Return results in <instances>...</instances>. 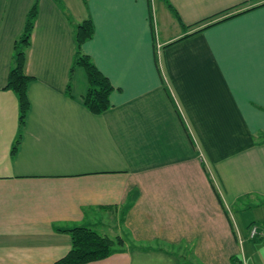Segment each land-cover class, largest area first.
Wrapping results in <instances>:
<instances>
[{
  "label": "crops",
  "instance_id": "0c3cea01",
  "mask_svg": "<svg viewBox=\"0 0 264 264\" xmlns=\"http://www.w3.org/2000/svg\"><path fill=\"white\" fill-rule=\"evenodd\" d=\"M33 1L0 0V264L54 263L75 226L123 241L86 264H264V219L237 213L264 205V0H39L13 153L4 86ZM87 18L82 52L114 88L97 115L85 70L69 76Z\"/></svg>",
  "mask_w": 264,
  "mask_h": 264
},
{
  "label": "trees",
  "instance_id": "16d2710c",
  "mask_svg": "<svg viewBox=\"0 0 264 264\" xmlns=\"http://www.w3.org/2000/svg\"><path fill=\"white\" fill-rule=\"evenodd\" d=\"M38 1L39 0H34L29 6L25 15L22 31L13 42L11 66L9 67L4 86L5 89L13 91L17 97L18 134L15 144L12 147L13 153L16 151L19 144L27 113L29 111L27 86L32 77L27 75L24 70L25 51L30 45L31 32L38 14ZM54 1L58 6L63 8L61 0ZM167 5L173 10L176 18H179L177 12L173 9L170 3H167ZM232 16L234 15H231V17ZM227 18L228 17H225L222 20ZM205 27L198 31L205 29ZM93 33V22L89 18L82 20L73 27L74 59L70 66L69 76L77 66H80L85 70L87 88L81 97V101L83 106L89 112L97 115L110 108V94L114 88L109 79L95 66L91 58L82 52V44L89 40L93 36ZM66 87V92L70 94V82L67 83ZM209 182L217 194L219 203L223 206V201L211 177L209 178ZM67 231L71 237V247L63 257L57 259L52 264H86L92 261L101 260L118 251L119 247L123 245V241L119 237L111 238L101 235L84 226H75L69 228Z\"/></svg>",
  "mask_w": 264,
  "mask_h": 264
},
{
  "label": "rangeland",
  "instance_id": "374dc122",
  "mask_svg": "<svg viewBox=\"0 0 264 264\" xmlns=\"http://www.w3.org/2000/svg\"><path fill=\"white\" fill-rule=\"evenodd\" d=\"M260 202H261V199L253 197V198H248L247 200L243 202V204H240V206L238 207L240 210L237 211V213L239 214L240 220L244 219L245 221L248 222L249 220H252L253 218H255V216L257 215L260 218L264 219V205H259ZM252 204H255V205L252 206ZM258 240L260 241V244L258 245L259 253L264 255V236H262ZM248 243H247V248L249 249ZM250 245H252V242H250ZM246 261H247V264H251L252 258L251 257L247 258Z\"/></svg>",
  "mask_w": 264,
  "mask_h": 264
},
{
  "label": "built area",
  "instance_id": "2783aa9c",
  "mask_svg": "<svg viewBox=\"0 0 264 264\" xmlns=\"http://www.w3.org/2000/svg\"><path fill=\"white\" fill-rule=\"evenodd\" d=\"M155 39H156V36H155ZM160 48V44H157V51L159 52V49ZM257 233V228L255 227V226H253L252 228H251V231H250V235L251 236H254L255 234Z\"/></svg>",
  "mask_w": 264,
  "mask_h": 264
}]
</instances>
